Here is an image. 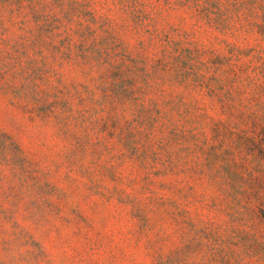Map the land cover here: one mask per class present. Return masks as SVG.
Here are the masks:
<instances>
[{"label":"rangeland","instance_id":"rangeland-1","mask_svg":"<svg viewBox=\"0 0 264 264\" xmlns=\"http://www.w3.org/2000/svg\"><path fill=\"white\" fill-rule=\"evenodd\" d=\"M0 264H264V0H0Z\"/></svg>","mask_w":264,"mask_h":264}]
</instances>
